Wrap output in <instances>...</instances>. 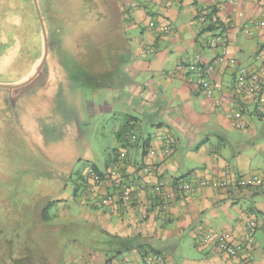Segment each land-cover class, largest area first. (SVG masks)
Instances as JSON below:
<instances>
[{"label": "crops", "instance_id": "obj_1", "mask_svg": "<svg viewBox=\"0 0 264 264\" xmlns=\"http://www.w3.org/2000/svg\"><path fill=\"white\" fill-rule=\"evenodd\" d=\"M103 1L113 8L105 7ZM103 1L97 0V10L100 19L108 12L105 16L108 42L101 39L99 44L105 46L94 51L90 60L95 67L100 66V60H111L107 73L111 69L116 71L111 72V79L106 76L110 85L119 83V75L126 78V83L111 87L116 99L124 88L121 107L126 110L128 120H137L134 119L136 126L133 127L137 136L130 137L137 142L118 137L119 147L103 164L102 170H107L124 150L129 158L119 173L133 177L141 164L148 163L154 165L155 179L165 180L169 185L180 177L219 178L225 173L237 177L264 175V119L256 114L254 102L238 93L236 68L230 67L226 60L217 66L212 80L219 89L212 97L206 96L190 80L191 73L179 69V63L186 68L189 58L197 52L206 59L213 57L219 50L210 48L208 42L221 34L227 38L229 59L237 60L240 65L264 67V24L261 25L264 23V0H243L237 6L230 4L231 0ZM204 9L209 17L203 19L200 12ZM128 12L132 14L130 27L144 23L139 43L148 51L139 54L135 51L129 60H123L119 51L114 52L109 46L127 42L123 17ZM211 24L218 27L206 29ZM91 28L84 31L91 34L93 40L100 39L97 29ZM235 100L238 105L234 104ZM231 111L242 113L245 127L237 126L229 116ZM122 130L120 126L116 128L118 133ZM166 135L173 137L175 142L169 154L164 148ZM152 149H156V154L149 156ZM112 182H103L92 197L116 193ZM116 198L117 201L101 209L94 208L97 199H87L84 204L88 208L82 214L67 215V218L88 219L109 234L121 237L140 235L139 242H150L160 250L166 264H180L171 254L175 257L181 242L188 238L196 254L185 257L183 264H238L235 258L224 255L216 246L204 244L203 233L214 230L243 234L246 222L255 220V243L247 249L246 256L255 264H264V184L259 188H203L185 200H174L166 211L161 210L160 201L152 190L142 194L135 201V207L120 205L117 208V202L124 199L118 194ZM64 199L68 200V195ZM66 246L70 249L64 250V261L67 253L77 250V259L82 258L83 264H144L138 252L140 248L134 244L131 250L119 253L109 262L102 251L93 252L77 241H69ZM70 261L74 263L76 259Z\"/></svg>", "mask_w": 264, "mask_h": 264}, {"label": "rangeland", "instance_id": "obj_2", "mask_svg": "<svg viewBox=\"0 0 264 264\" xmlns=\"http://www.w3.org/2000/svg\"><path fill=\"white\" fill-rule=\"evenodd\" d=\"M97 9V0H0V85L16 86L0 88V228L4 229L0 232L6 230L13 239L19 234L23 243L12 255L0 241V264L11 262V256L27 258V244L52 264H71V259H76L72 264H83L77 250L63 260L67 236H60L55 227L54 243V229L43 221L41 211L49 201L59 200L62 204H54L50 214L56 212L57 218L82 214L87 199H98L92 197L96 189L88 171L94 165L103 169L119 147L116 128H126L130 136L120 100L124 88L116 99L111 87L126 83V78L119 75V83L110 85L107 77L111 79L116 71L107 73L111 60H100L97 67L90 60L94 51L105 46L99 42L107 41L109 33L108 12L100 19ZM130 17L129 12L123 17L127 42L109 43V49L118 50L123 60L135 51H148L139 43L144 23L130 27ZM89 27L97 29L101 38L93 40L84 31ZM46 53L41 72L29 85L19 87L36 74ZM193 251V242L184 239L171 257L183 264L185 257L196 254Z\"/></svg>", "mask_w": 264, "mask_h": 264}, {"label": "built area", "instance_id": "obj_3", "mask_svg": "<svg viewBox=\"0 0 264 264\" xmlns=\"http://www.w3.org/2000/svg\"><path fill=\"white\" fill-rule=\"evenodd\" d=\"M243 0H231L230 4L239 5ZM208 15L207 10L201 12V16L206 18ZM264 23H261V25ZM168 31L169 27H165ZM208 45L212 49H218L219 51L210 59H206L200 52L195 53L188 60V66L179 63V69H185V71L193 75L191 81L196 84L208 97H212L215 90L219 89L212 80V75L222 62L227 61L228 65L232 68H236L237 76L236 83L239 94L252 102L255 105V112L262 118H264V67H239L240 64L235 59L228 58V42L224 34L212 37ZM235 105H238V101H234ZM229 116L236 121L238 127H245L244 121H242V113L240 111H231ZM164 148L166 154L171 153L174 149L173 137L168 135L164 136ZM118 159H113L112 166L107 170H104L105 176L101 178L95 169L91 168L88 171L87 176L91 179L94 189H97L105 181H113L114 190L116 193H107L97 199V206L105 207L112 202L117 201L116 195L118 194L121 199L130 200L131 198H139L142 194L150 189L155 192H159L163 195V208L168 207V203L178 198H186L193 193L203 188H229L232 186H239L248 188L252 186L261 185L264 182V175L254 174L249 177H237L232 176L229 173H225L219 178H210L206 176H198L187 181H181L172 185L165 183L163 180L159 181L155 179V169L153 165L147 164L143 167V171L134 175L133 177H124L119 170L123 165L121 161L125 158V151H120ZM156 149H152L149 152V156H154ZM170 187V188H169ZM255 228L256 222L248 221L246 230L243 234H233L228 231H206L203 233L202 241L204 244H212L218 248V250L224 255L235 258L238 264H254L245 256L248 248H251L255 243ZM147 264H166V260L162 255H152L146 260Z\"/></svg>", "mask_w": 264, "mask_h": 264}, {"label": "trees", "instance_id": "obj_4", "mask_svg": "<svg viewBox=\"0 0 264 264\" xmlns=\"http://www.w3.org/2000/svg\"><path fill=\"white\" fill-rule=\"evenodd\" d=\"M108 6L110 7L109 3H105V7L108 8ZM210 15H212V14H210ZM207 17H209V15H207ZM217 27H218V25L216 26L215 24H211V25L207 26L206 29H216ZM244 102L245 101H243V103ZM134 119L136 120V118H133L132 120L129 119L127 122V125H126V127H128L129 125H130V127H132L130 129V136L129 137L125 136L126 132H124V130L126 128H124L121 131V133L120 132L118 133V137H120V138L123 137V139H125V140L128 138L129 141H132L130 139V137L131 138L133 137L135 139V135L137 133L134 135L135 128H133V127L136 126V122ZM262 119H264V118H262ZM138 139L140 140V138H138ZM132 142H137V141L133 140ZM125 155H126L125 158L121 161V164L123 166L125 165L126 160L129 158L126 151H125ZM116 158L118 159V156ZM112 162L109 166L107 164V166L108 167L112 166L113 165ZM147 164L148 163L141 164L140 167L137 169L138 172L136 175L140 174L143 171V167H145V165H147ZM92 168L95 169L96 172H98V174H99V176H101V178H103V176H105L104 170L100 169L97 165H94ZM119 172H120V170H119ZM124 177L127 178L126 175H124ZM197 177L198 176H193L192 178H197ZM184 178L185 179H183V177L182 178L180 177V178L175 179L173 184L181 182V181H187V180L192 179L189 177H184ZM159 181H161V180H159ZM163 181L165 183H167L169 186L168 182H166L165 180H163ZM263 184H264V182L261 185L252 186V187H248V188H259ZM236 187L243 188V187H239V186H236ZM226 189H228V188H226ZM150 190H152L154 192L153 189H150ZM155 193H156V196L158 197V199L160 201L161 210L162 211L168 210L169 207H171L170 205L173 203V201H171L167 204L168 207L163 208L162 204L164 202V200H163L164 197L161 194L162 192L161 193L155 192ZM188 197L178 198V200H185ZM137 200H139L138 197L137 198L133 197L128 201H126V200H123L122 202L119 201V202H117V204H119V206L117 208H119L120 205L121 206L126 205L124 207H135L137 205V203H136ZM57 202L59 204L61 203V201H59V200L49 201L44 206L45 208H43V210L41 211V215H42L43 221L46 222L47 225H49V228L51 227L54 229L55 227H58L59 232H60L59 233L60 236L61 235L67 236L66 240H64L66 242L74 240L75 242L76 241L79 242L81 245H86L93 252L94 251H102L103 254H105L106 260L108 262L113 257H116L119 253L131 250L133 248V244L137 245V248L141 249V251H140V249H138V252H139L140 256L143 258L144 264H147L146 260L150 256L163 254L160 250L156 249L153 245H151L150 242H148V244H142L141 241L139 242V239H140L139 236L140 235H138V236L133 235V236H129L127 238L121 237L119 235L109 234L108 231L104 230L99 225L96 226L93 222L89 221L88 219L87 220H83V218H81V219L74 218L73 219L72 217L69 219V218H67V215H61L60 217L57 218V217H55L56 212H54V211L52 213L53 214V216H52V214H50L49 209L53 208L54 204H56ZM94 208L95 209H101V207L97 206V204H94ZM70 216H72V215H70ZM54 219H56V221H54ZM248 221H255V220H248ZM49 222H53V223L50 224ZM247 222H246V225H247ZM246 225H245V230H246ZM2 229H3V227L0 228V230H2ZM52 232L54 234H51V235H53V237L50 235L52 237L51 240L54 241V243H56L57 238L55 235V229ZM7 233L8 232H6V230L4 232H0V241H2L4 245H6V248L8 249V253L10 252V254L14 255L13 251H16V249H18V248L21 249V247L23 245L22 239H21V236L19 234H16L17 238L13 239V237L12 236L9 237V235ZM66 242H64L63 247L66 246L65 245ZM26 249H27V252L24 253V257H27V258H20V260H17L13 256H11L13 259L11 260V262H8L7 264H27L26 261H28L30 259H32L31 264H52L51 262H47V259L45 258L46 255L40 254V253L38 254L37 250H36V253H34L33 251L37 248H35L33 245H32V247H30L27 244ZM245 256H246V253H245ZM246 257L249 259V261L254 263V261H252L248 256H246ZM56 264H58V263H56Z\"/></svg>", "mask_w": 264, "mask_h": 264}, {"label": "water", "instance_id": "obj_5", "mask_svg": "<svg viewBox=\"0 0 264 264\" xmlns=\"http://www.w3.org/2000/svg\"><path fill=\"white\" fill-rule=\"evenodd\" d=\"M36 7H37V5H36ZM40 19H41V18H40ZM42 25H43V24H42ZM43 30H44V29H43ZM44 35H45V33H44ZM46 56H47V53L45 54L44 59L42 60L40 66L38 67L36 74H35V75H34L29 81H27V82H25V83H23V84L18 85L19 87H24V86L29 85V84H30V83H31V82L37 77V75L41 72V68H42V66H43V64H44V62H45V60H46ZM0 87L13 88V87H16V86L0 85Z\"/></svg>", "mask_w": 264, "mask_h": 264}, {"label": "flooded vegetation", "instance_id": "obj_6", "mask_svg": "<svg viewBox=\"0 0 264 264\" xmlns=\"http://www.w3.org/2000/svg\"><path fill=\"white\" fill-rule=\"evenodd\" d=\"M77 44H78V40H77ZM30 79H31V78H30ZM30 79H29V80H30ZM29 80H27V81H29ZM27 81H26V82H27ZM24 83H25V82H24ZM22 84H23V83H22ZM0 88L13 89L14 87H13V88L0 87ZM9 94H10V92H9ZM9 103H10V104H13L10 95H9ZM10 104H9V105H10ZM10 107H11V106H10Z\"/></svg>", "mask_w": 264, "mask_h": 264}, {"label": "clouds", "instance_id": "obj_7", "mask_svg": "<svg viewBox=\"0 0 264 264\" xmlns=\"http://www.w3.org/2000/svg\"><path fill=\"white\" fill-rule=\"evenodd\" d=\"M248 67V66H247ZM257 68V67H256Z\"/></svg>", "mask_w": 264, "mask_h": 264}]
</instances>
